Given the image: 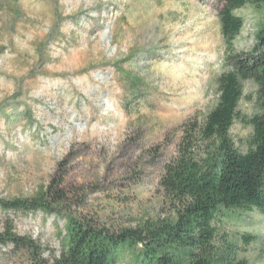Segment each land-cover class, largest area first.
<instances>
[{"label":"rangeland","instance_id":"374dc122","mask_svg":"<svg viewBox=\"0 0 264 264\" xmlns=\"http://www.w3.org/2000/svg\"><path fill=\"white\" fill-rule=\"evenodd\" d=\"M220 4L0 0V196L34 197L61 173L60 215L113 229L169 217L164 166L178 153L183 126L217 104L227 69ZM236 13L245 21L236 49L249 51L264 5ZM257 98V85L245 82L241 115L259 112ZM230 134L246 151L252 126L236 120ZM8 221L59 254L62 216L0 209V231ZM219 231L233 246L230 264H264V215L226 219ZM0 264L29 262L2 248Z\"/></svg>","mask_w":264,"mask_h":264},{"label":"trees","instance_id":"16d2710c","mask_svg":"<svg viewBox=\"0 0 264 264\" xmlns=\"http://www.w3.org/2000/svg\"><path fill=\"white\" fill-rule=\"evenodd\" d=\"M219 1L227 69L217 79V104L202 122L183 126L178 153L164 166L160 183L172 214L121 229L103 226L94 217L60 215L59 207L67 208V193L64 176L58 173L34 197L0 196V209L62 216L59 254L33 236L18 234L12 221L0 231V250L24 255L29 264L231 263L226 260L233 246L220 234L221 223L254 210L264 215V21L251 50L238 51L235 46L245 25L236 11L248 4L263 6L264 0ZM248 81L258 87L259 112L252 117L239 111ZM236 120L252 126L246 151L236 147L230 134Z\"/></svg>","mask_w":264,"mask_h":264}]
</instances>
